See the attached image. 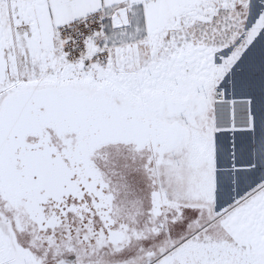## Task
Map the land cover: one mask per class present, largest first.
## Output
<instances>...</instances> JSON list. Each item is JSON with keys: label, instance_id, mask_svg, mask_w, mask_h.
<instances>
[{"label": "snow or ice", "instance_id": "obj_1", "mask_svg": "<svg viewBox=\"0 0 264 264\" xmlns=\"http://www.w3.org/2000/svg\"><path fill=\"white\" fill-rule=\"evenodd\" d=\"M0 264H264V0H0Z\"/></svg>", "mask_w": 264, "mask_h": 264}]
</instances>
